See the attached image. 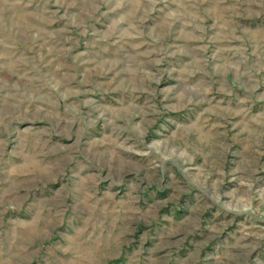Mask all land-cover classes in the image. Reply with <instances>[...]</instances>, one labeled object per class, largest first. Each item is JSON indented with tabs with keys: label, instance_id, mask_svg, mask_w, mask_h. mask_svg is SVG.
I'll use <instances>...</instances> for the list:
<instances>
[{
	"label": "rangeland",
	"instance_id": "obj_1",
	"mask_svg": "<svg viewBox=\"0 0 264 264\" xmlns=\"http://www.w3.org/2000/svg\"><path fill=\"white\" fill-rule=\"evenodd\" d=\"M0 264H264V0H0Z\"/></svg>",
	"mask_w": 264,
	"mask_h": 264
}]
</instances>
